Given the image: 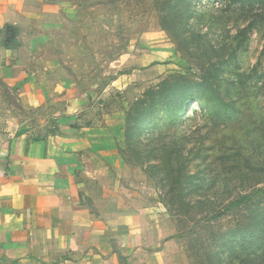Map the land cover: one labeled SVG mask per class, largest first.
<instances>
[{
	"label": "rangeland",
	"instance_id": "374dc122",
	"mask_svg": "<svg viewBox=\"0 0 264 264\" xmlns=\"http://www.w3.org/2000/svg\"><path fill=\"white\" fill-rule=\"evenodd\" d=\"M71 3L72 19L44 28L41 52L90 106L124 111L121 183L171 229L170 244L131 264H264V0ZM178 74L201 101L142 118L139 143L128 144L138 99ZM56 122L51 110L20 109L13 132L36 136Z\"/></svg>",
	"mask_w": 264,
	"mask_h": 264
},
{
	"label": "crops",
	"instance_id": "0c3cea01",
	"mask_svg": "<svg viewBox=\"0 0 264 264\" xmlns=\"http://www.w3.org/2000/svg\"><path fill=\"white\" fill-rule=\"evenodd\" d=\"M64 1L0 0V264H131L171 243L169 221L121 183L124 111L90 106L41 52L44 28L75 13ZM20 109L56 126L13 132Z\"/></svg>",
	"mask_w": 264,
	"mask_h": 264
},
{
	"label": "trees",
	"instance_id": "16d2710c",
	"mask_svg": "<svg viewBox=\"0 0 264 264\" xmlns=\"http://www.w3.org/2000/svg\"><path fill=\"white\" fill-rule=\"evenodd\" d=\"M255 1L256 0H252V2ZM261 15H264V13H261ZM206 83L207 82L204 81H202V83H197V85H195L197 86L195 91L201 89V87L207 89L208 85ZM192 85L194 84L189 82L185 75L178 74L176 79L171 77L168 80H164L155 89H148L137 101L138 106L135 109V117L127 119L128 124L125 131L126 142L132 144L133 141L136 140V142L139 143L137 137L143 125L142 118L150 117L164 110L170 113V115H180L184 112L185 103L192 99L201 101V99L197 98L195 94L190 91L193 87ZM206 106L211 107L212 105L207 104Z\"/></svg>",
	"mask_w": 264,
	"mask_h": 264
}]
</instances>
